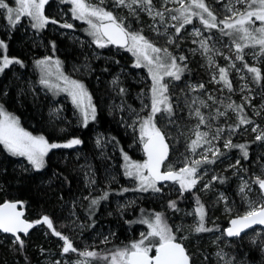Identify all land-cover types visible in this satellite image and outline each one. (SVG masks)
<instances>
[{
	"label": "rangeland",
	"instance_id": "obj_1",
	"mask_svg": "<svg viewBox=\"0 0 264 264\" xmlns=\"http://www.w3.org/2000/svg\"><path fill=\"white\" fill-rule=\"evenodd\" d=\"M6 2L9 3L11 7L16 6L14 0H6ZM90 2L92 4H98L99 0H90ZM205 3L214 12V14L217 15L218 20L223 19L226 15H230V13L226 11L225 7V5L229 3V0H205ZM153 5L155 6L156 10L160 11H163L165 7L170 9L178 7V4L171 2L165 5L164 0H153ZM47 6H49L50 8L47 12L45 11V15L57 20L59 23H57L56 25L49 23L45 28H56L57 31L62 32V35L71 33V36L76 38L80 42V44H87L89 47H91L94 50L93 55H96L97 58L107 56L104 53V50L106 49L107 51L111 50L117 54L124 56L126 60L131 59L133 60V64L135 63V57L131 52H128L125 49L115 48L112 45H108L105 48H98L92 42L93 38L88 35V24L83 20H77L73 17L71 11L72 5L70 3L61 2V0H49V3L45 6V9ZM102 7H104L108 11L113 12V14L117 17L124 18V23L126 25H130L132 30L142 29L143 35L147 37L155 46L160 48H167L168 51L176 57L188 56V62H186L185 60L182 62L178 61L181 66L186 65V68H188L192 66V63H194L205 74V79L198 80H194L191 77L187 76L185 72L182 75L181 80L179 81L171 80L167 77L165 78V81L169 83V95L171 97L170 102L172 103L174 110V115L171 118L173 120L172 123H169V118L166 115L157 116V124L167 134V139L171 145V154L165 165H172L174 168L179 169L183 166L185 158H188L189 160L199 159L200 156L205 152V149H207L208 147L218 148L221 153L222 149H227L224 147V143L228 139H231L233 143L235 140L241 141L242 137L255 138L261 132H264V84H262V80L264 79V55H254V53H258V47L245 48L243 52L244 60H236V49L233 43V39L228 36L222 35L218 29L206 30L196 18L193 19L192 24L185 25V27L181 29L179 35H177L175 33V29L171 27V25L178 24V22L171 20L170 14L167 12H165L164 21L161 22L159 17L153 20L152 17L149 16L146 12H139L138 18L133 17L129 14L127 8L116 7L114 4V0H104ZM236 7L243 9V5H236ZM21 22H24L25 27L27 25L30 26V34H32L33 28L31 27L30 18L26 16L22 17L19 23ZM65 23L72 24L75 29L81 30L82 28L83 32L86 34L90 41L81 38L80 35L76 32L73 33L64 30L61 31L59 25ZM259 23L260 22L257 21L255 26L258 27ZM220 27H223V25H220ZM194 28L200 29V31L203 33V36L198 37L194 35ZM12 30L13 27L8 23L7 20L6 10L0 9V40L4 41V34H10ZM33 30L41 32L44 30V28ZM209 36H211V39L208 40V46L212 49V51L205 53L204 50L200 47L199 41ZM170 39L174 42L169 43L168 41ZM194 41L196 42L194 43ZM239 42L243 43V41ZM6 50L0 49V58H2L4 55H7L9 57ZM49 56L53 58V61L57 59L61 61L60 71L69 76L71 79L78 80L85 85L92 97V103L96 108V120L98 116V109L96 107L94 97L86 83V80H84V77L87 76L91 71V65L87 61H84V63L79 65L74 64L68 71L64 65L63 59L58 55L56 51L50 52L48 55L38 57L35 62L39 59H44L45 57ZM209 56L212 57L214 64L209 63ZM225 57H229L231 59H225ZM35 62L34 72L38 75L35 78L30 77L28 79V84L31 91L34 93L36 92V90L40 89L44 93L51 96L53 100L63 99L62 101L64 103L69 102L74 109V117L80 119V122L83 125V117L81 115V112L72 103L71 97L67 94V92H56L55 90H49L48 88H45L40 84L39 81L43 73L41 72V69L36 66ZM232 63H235V67L230 66ZM244 63H247L249 66L257 67L261 70L262 78L260 81H255L253 79V74L248 72L247 68L244 67ZM121 65L126 79H129V81H131L135 85H139V87H136L138 92L133 95L134 106L128 107L123 105L120 101L115 100L108 102L106 105L112 110H117L119 112V121L121 122L123 128L125 127L124 133L128 135L127 142L125 144V148L123 146V148L121 147L122 149L119 151L120 154H116L119 148L117 147V142L115 141L114 137H112L111 135H98L96 137V143L97 140L100 141V143L97 144V147L101 150L104 158L108 161L105 169L107 173V181L109 182V188L114 185H116V187L121 185V190L130 189V191H121L120 194L111 193L109 194L107 200L105 199L102 205L104 206V208L108 209V206H110L108 199L110 197L111 202L113 203L112 205L117 206L120 211L128 210L124 212H128L130 215L139 214V217L141 219L142 216L150 218L154 213H162V211L165 209V204H162L163 198L167 199L169 197L176 196V201L178 200L179 203L182 204L188 201L189 198V201L192 203L190 208H187L186 206H177L179 211H176L175 215H171L172 221L166 220L168 225L176 234L178 240L184 244H198L200 243V241H202V239H204L206 240V247L208 249L210 248V250L213 249L211 252V256L214 257L215 260H220L221 264H224L225 260H232V258L228 257L224 249L229 243L228 237L224 232L225 229H221V225L220 223H218V221L239 216L234 215V211H236V208L237 210L244 209L242 213L243 215L249 209L250 202L253 205H259L261 202H264V195H262L259 186L254 183L256 177L264 178V164L260 167L261 171H247L242 165V153L239 151L235 153L225 154V156L224 154H222L219 160L213 158L211 152H208L209 158L215 159V163H207L201 166L199 171L201 179L199 183L194 189H192V191L185 192L183 197L180 196L179 185L173 182L163 184V190L160 193H153L151 191L141 192L133 190L138 187V181L133 178H129L124 174L125 161L123 157L124 154H127L130 160L134 162H142L146 159V156L143 152L142 143L139 141V123L137 122L135 127H132L131 125H133V121L137 119V113H139L141 117L146 116L148 113L147 108H144L143 111H141V109L143 105L150 104L149 89L151 87V79L148 75L147 69L144 67L133 69L130 68L125 62H123ZM220 67H224L225 69H227L228 80L232 85L231 91H229V89L222 81H219L218 69ZM50 71L52 72V75L49 77L50 82L60 83L61 87H63L62 81H58L56 79L57 70L54 64L50 66ZM213 77H215L216 79H213ZM200 84H203L204 87L198 88L197 86ZM193 88H196V90L193 91ZM209 97H212V99H209ZM193 100H196L197 103L192 104ZM62 101H55L50 113L52 117H56L57 119H60L62 121L69 122L71 120H68L63 113ZM200 101H203L205 104H207V107H204L200 103ZM229 104H232L234 106H242L243 116L246 119L250 120L251 123L243 124L238 128H234V126L239 124L241 113L234 110L233 108L227 107ZM2 105L7 112L13 114L19 119L20 126L24 128L21 123L20 115L10 111L8 105ZM197 107H199L200 111L206 119V124L200 125L199 129H197V124L199 123L198 118L195 117L194 114H191L192 109ZM217 109L219 110V112L225 113V115H218ZM95 120L89 118V123ZM72 121L71 123H73ZM218 128L223 129V132L219 134L218 139H212L214 136H216ZM253 128H256L255 132L252 131ZM24 129L32 133L33 135H43L49 141V143L63 144L70 140V138L57 139L56 137H50L46 134V132H41L40 129ZM196 131L208 132V139L212 141V145H204L203 147L198 148L195 153H192L189 150L188 145L190 144L192 139H195ZM256 149H259V147ZM114 156L117 158L121 157V160L118 161ZM15 157L20 159V165L25 171H36V169H34L32 165L28 163L26 158L18 156ZM46 159L47 156L45 157V165ZM237 160L240 161L239 165H236ZM117 165L118 168L116 167ZM216 165H218L217 168L219 170L222 169L224 171H230L234 182L232 197L226 195L223 190L219 189L216 184H214V180L212 178L215 176L214 171L216 169ZM234 165L235 167H233ZM120 169H122L121 172ZM93 172L94 169L92 166H85L84 173L86 174V183L88 184V187L92 192H102L103 188H101V186L98 184L96 177L92 176ZM122 174L125 177V181H122L121 179ZM91 180H94L95 183H90ZM245 182L250 185V190L246 189V195H242L240 193V187ZM205 184L209 185L207 189L204 188ZM201 192L204 194H213L216 200L215 205L220 206L219 210L221 214H219L220 216H212L210 218L208 216V209L206 204L202 200H200L201 203L204 204L207 213L205 217V226L213 229V231L195 233L194 231H192V228L194 225H196L198 217L194 213L197 205L196 198H194L193 193L201 194ZM221 196H223V199H221ZM145 201H148V204L153 205L150 207L151 209H148L146 211L137 210V212L133 210L135 209V207ZM189 213H192V215H189ZM70 215L73 218V220H70L69 223L70 231H76L77 227L80 228L82 232L75 233L76 235H78V238L85 237V239H83L85 243H83L82 245L86 249L95 251V249H93V245L94 241L97 239H99L100 242L106 236L110 241L113 239L115 234L111 236V230L107 231L106 229L100 228L97 229L96 234L90 233L84 236V226L83 223L78 220V213L74 211ZM44 226L47 228L46 225ZM177 229H180V231H177ZM50 231L52 232V230ZM147 231V225L138 222V225L135 227L134 232H130L128 243L134 240H139L141 238V233H146ZM260 232H262L261 228L255 229L256 234ZM182 237H186V239H181ZM13 240L14 237H12V241ZM100 244L104 245L105 243ZM62 247L63 242L61 244V251L57 255L47 254L46 257H44V259L42 260L44 264H57V262H59V264H73L74 262L71 255L62 253ZM218 252H223L225 254L223 259L217 256ZM233 264L240 263L233 261Z\"/></svg>",
	"mask_w": 264,
	"mask_h": 264
},
{
	"label": "snow or ice",
	"instance_id": "obj_2",
	"mask_svg": "<svg viewBox=\"0 0 264 264\" xmlns=\"http://www.w3.org/2000/svg\"><path fill=\"white\" fill-rule=\"evenodd\" d=\"M61 2L70 3L72 5L73 17L77 20L85 21L88 28V35L93 40L92 42L98 48H105L108 45H115L131 52L135 57L133 67H144L148 71L151 79V87L149 89L150 104L143 105L148 109L146 116L141 117L137 113V119L133 121L132 127L139 123V141L142 143L143 152L146 159L142 162L131 161L127 154H124L125 161V175L138 181V187L133 189L141 192L160 193L163 190V182L171 181L179 185L180 196L183 197L185 192H190L199 183L201 176L199 175L200 168L203 164L215 163V159H210L208 152H211L213 158H217L220 153L218 148L208 147L199 159L189 160L185 158L183 166L179 169L174 168L172 165H165V161L169 158V144L167 143V134L158 126L157 116L166 115L169 118V123L174 115L173 105L170 102L169 83L165 78L179 81L186 70V65L181 66L178 61H184V56H173L167 48H160L155 46L147 37L143 35L141 30H132L130 25L124 23V18L117 17L113 12L106 10L102 7L104 0H99L98 4H92L90 0H61ZM178 4L176 8L165 7L163 11L156 10L153 5V0H114L116 7L127 8L129 14L133 17L139 16V12H146L155 20L159 17L163 22L165 19V12L170 14L173 21L178 24H173L171 27L175 29V33L179 35L181 29L185 25L193 23L196 18L203 25L206 30L218 29L222 35L228 36L233 39L236 49V60H244L245 48H257L258 53L254 55H264V0H229L225 5L226 11L230 15L224 16L219 19L216 14L205 3V0H164L167 3ZM15 7H11L6 0H0V9L6 10L8 23L15 27L22 17H28L31 20V27L33 29H43L49 23L57 24V20L52 19L45 15V6L49 0H14ZM236 5H243V9L237 8ZM175 13V14H172ZM259 21V26L256 27V22ZM223 25V27H220ZM61 27L72 28V24H62ZM193 34L201 37L203 33L200 29L194 28ZM211 36L201 39L199 41L200 47L205 53L212 51L208 46V40ZM239 41H243L240 43ZM173 43V40H169ZM196 41H194L195 43ZM55 45L53 44V48ZM7 45L4 41L0 40V49L6 50ZM225 59H231L225 57ZM36 66L41 69L43 73L40 79V84L49 90L56 92H67L71 97L72 103L80 110L83 117V126L87 127L89 118L95 120L96 108L92 103V97L88 92L85 85L75 79H71L60 71L61 61L58 59L53 61L51 56L39 59ZM209 63L214 64L211 56H209ZM12 64H20L23 62L17 58H9L4 55L0 58V73H3ZM56 66V79L62 81L63 87L60 83H51L49 77L52 75L50 66ZM235 67V63L230 65ZM244 67L248 72L253 74L255 81H260L262 78L261 70L254 66H249L244 63ZM219 81H222L225 86L232 90L231 82L228 80V72L224 67H220ZM213 79H216L213 77ZM116 83V81H113ZM198 88H203L204 85L200 84ZM193 91L196 88L192 89ZM125 90L120 89L123 93ZM212 99V97H209ZM197 101L193 100L192 104ZM200 103L207 107L203 101ZM191 107V106H189ZM227 107L241 113L239 124L234 126L238 128L240 125L251 123L242 114V106L229 104ZM218 115H225L219 112ZM198 118L200 125L206 124L205 116L200 111L199 107L192 109V113ZM233 128V130H234ZM252 131H256L253 128ZM223 129L218 128L217 134L212 139H218L219 134ZM208 132H195V139H192L188 145L189 150L195 153L198 148L204 145H212V141L208 139ZM257 141L264 140V132H261L255 137ZM83 141L78 137H73L66 143H49L43 136L33 135L20 126V121L13 114L6 111L3 105H0V145L13 156L24 157L30 165L36 170H40L45 166V157L50 150L57 148H73L81 145ZM100 141L97 140V144ZM225 148H239L243 154L244 159L248 158L247 147L244 144H233L231 139L224 143ZM240 161L237 160L236 165ZM235 167V165L233 166ZM163 169V170H162ZM213 180H219L221 183L223 179L213 177ZM90 183H95L91 180ZM255 184L259 186L262 195H264V178L256 177ZM160 185V186H158ZM208 184L204 185L207 189ZM250 190V185L245 182L240 187V193L246 195L245 190ZM123 191H128L124 189ZM108 198V193L105 192L101 197L93 198L90 201V207L99 204L100 200ZM87 199V197L85 198ZM223 199V196H221ZM23 202L5 201L0 203V231L3 233H10L14 237L13 243L18 244L22 249L24 247V240L19 233L28 235L29 230L37 224H44L48 229L52 230V234L59 237L63 241L62 253H78L83 259L76 262V264H91V260H103L107 264H193L192 256L186 247L179 242L176 234L168 225L162 213H154L150 218L141 217L138 221L141 224L147 225L148 231L141 233L139 240H134L123 247H118L108 254L101 255L94 250L85 249L83 251L73 246L71 240L64 236L61 232L56 231L53 226V221L49 216L44 215L35 222H29L23 219L24 213L18 210V205ZM197 207L194 210L195 215L198 217L196 225L193 226L192 231L195 233H204L213 231V229L205 226L206 210L204 204L201 203L199 197L196 198ZM169 207L175 211H179L176 201H170ZM192 215V213H189ZM230 227L224 230L227 237H241L247 229L252 228L254 225H264V202L259 205L249 203V209L243 214L230 221ZM180 231V229H177ZM181 239H186L182 237ZM108 237H104L101 243H108ZM264 250V249H262ZM154 252V254H153ZM223 252H218L217 256L221 259L224 258ZM59 264V262H57ZM224 264H233V260H225Z\"/></svg>",
	"mask_w": 264,
	"mask_h": 264
},
{
	"label": "trees",
	"instance_id": "obj_3",
	"mask_svg": "<svg viewBox=\"0 0 264 264\" xmlns=\"http://www.w3.org/2000/svg\"><path fill=\"white\" fill-rule=\"evenodd\" d=\"M49 6L46 7V12L49 10ZM59 26L61 31L76 32L81 38L90 41L82 28L80 30L74 27ZM30 29L29 25L25 27L24 22H21L13 27L10 34H4L3 40L7 45V54L10 58L21 60L23 66L12 64L0 74V105L6 104L10 111L19 114L21 123L27 130L40 129L41 132H46L48 136L57 139L78 137L83 143L73 148L50 150L45 167L36 171H25L20 165V159L8 153L4 146L0 145V202L21 200L28 219L35 222L47 215L52 219L55 229L61 233L65 231V227L70 228V220H73L70 214L76 211L78 220L84 226V236L90 233L96 234L98 228L111 230V236L115 234L113 239L104 245L100 244L99 239L94 241L93 247L96 252L101 255L108 254L116 248L128 244L130 232H134L140 217L139 214L130 215L128 212H124L128 210L120 211L117 206L112 205L110 197L108 209L102 205L105 200H100L99 204L90 207L91 199H98L105 192L109 196L111 193L120 194L123 191L121 185L109 188L105 169L108 161L97 147L96 137L98 135L114 137L119 148L116 154H120L119 151L123 147L125 148L128 135L124 133L125 127L123 128L119 121L120 114L106 104L115 100L128 107L134 106L133 95L138 92L136 87L139 85L126 79L121 64L125 62L130 68L135 69L136 67H133V60H126L124 56L111 50L105 49L104 53L107 56L97 58L96 55H93L94 50L91 47L87 44H80L76 38L71 36V33L62 35V32L57 31L56 28H44L41 32L32 29L33 33L30 34ZM53 51L61 56L68 71L74 64L79 65L84 61L91 65V71L84 77V80L94 97L98 116L87 127L81 124L80 119L74 117V109L69 102L64 103L63 99L53 100L51 96L40 89L34 93L30 89L28 79L38 75L34 72L35 60ZM185 61L188 62V56ZM185 74L194 80L205 79L204 72L194 63L191 67L186 68ZM262 82L264 84V79ZM121 88L125 90L123 93L120 92ZM55 101H62L63 113L68 120H73V123L52 117L50 111ZM239 142L246 145L248 151V158L244 159L242 154L241 159L245 170L261 171L260 167L264 164V140L257 141L254 137H242L241 141L235 140L233 143L239 145ZM258 147L259 149H256ZM238 151L241 152L239 148H227L222 149L221 153L225 156V154ZM221 156L219 155L215 159L219 160ZM115 159L120 161L121 157H115ZM86 165L93 167L92 176L96 177L98 184L103 188L102 192H92L88 187L84 173ZM116 167L118 168V165ZM217 167L218 165L214 171L215 177L223 179L224 182L214 180V184L226 195L232 197L234 182L231 173L229 170H219ZM121 179L125 181L123 174ZM193 196L194 198L199 197L206 204L210 218L220 216V206L215 205L216 200L212 193H193ZM86 197L87 199H85ZM174 200L176 201V196L162 200V204H165L162 214L167 221H172L171 217L175 215L176 211L169 207V202ZM176 202L177 206L181 207L190 208L192 205L189 198L184 204L179 203L178 200ZM148 203V201L142 202L133 210L137 212V210L151 209L150 207L153 205ZM243 211L244 209L237 210L236 208L234 215H242ZM229 221L230 218L219 220L221 229H226ZM91 224L94 226L92 230H90ZM261 230L262 232L258 234L254 229L241 237H228L229 243L224 248L228 257L240 264H264V250H262L264 249V228ZM73 232L80 233L82 231L77 227ZM68 233L70 232L68 231ZM21 238L24 240L22 249L18 244L13 243L10 235L0 233V264H44L42 260L47 254L57 255L61 251L62 240L53 235L44 225H35L28 236ZM81 241H84L83 238ZM205 242L206 240L202 239L198 244H185L192 256L193 264H221L220 260L217 261L211 256L213 249H208ZM71 257L73 264L83 259L79 255ZM91 264H106V261L91 260Z\"/></svg>",
	"mask_w": 264,
	"mask_h": 264
},
{
	"label": "water",
	"instance_id": "obj_4",
	"mask_svg": "<svg viewBox=\"0 0 264 264\" xmlns=\"http://www.w3.org/2000/svg\"><path fill=\"white\" fill-rule=\"evenodd\" d=\"M113 47H115V48H119V47H117V46H115V45H112ZM119 49H123V48H119ZM167 143L169 144V157H170V153H171V145H170V143H169V141H168V139H167ZM169 159V158H168ZM165 163H166V161H165ZM163 170V169H162ZM169 182H171V181H168V182H163V184H166V183H169ZM6 201H11V202H16V201H20V202H22L21 200H6ZM3 202H5V201H3ZM3 202H0V203H3ZM18 210H20V211H22L23 213H24V216H23V219H25V220H27V221H29V222H34V221H32V220H30V219H28L27 217H26V215H25V209H24V207H23V203L21 204V205H18ZM237 216H235V217H233V218H231L230 219V221L232 220V219H234V218H236ZM230 221H229V225H228V227H230L231 225H230ZM35 226V225H34ZM227 227V228H228ZM34 228V227H33ZM33 228H31L30 230H29V233H28V235L31 233V231L33 230ZM257 228H264V225H254L252 228H250V229H247L244 233H242V235L241 236H243L244 234H246V233H248L249 231H252V230H254V229H257ZM0 233H3L2 231H0ZM3 234H8V235H10V236H12V234H10V233H3ZM19 235L22 237V236H25L23 233H19ZM28 235H26V236H28ZM13 237V236H12ZM230 238V237H229ZM231 238H236V237H231ZM179 242H181V241H179ZM182 243V242H181ZM184 246H185V244L184 243H182ZM186 247V246H185Z\"/></svg>",
	"mask_w": 264,
	"mask_h": 264
},
{
	"label": "flooded vegetation",
	"instance_id": "obj_5",
	"mask_svg": "<svg viewBox=\"0 0 264 264\" xmlns=\"http://www.w3.org/2000/svg\"><path fill=\"white\" fill-rule=\"evenodd\" d=\"M94 228V226H93V224H91L90 225V230H92ZM65 231H63L62 232V234L64 235V236H67L70 240H71V242L73 243V246L74 247H76L77 249H79V250H81V251H83V250H85L86 248L85 247H83V241H81V239L83 238V239H85V237H82V238H78V237H76V233L75 232H71L70 231V228L68 229V228H66L65 227V229H64ZM66 230H68L70 233H68L67 234V232L68 231H66ZM75 233V234H74ZM85 234V233H84ZM87 235V234H86ZM85 235V236H86ZM63 242V241H62ZM93 249H94V247H93ZM68 255H71V256H73V255H79L78 253H72V252H70V253H67ZM153 254H154V252H153Z\"/></svg>",
	"mask_w": 264,
	"mask_h": 264
}]
</instances>
